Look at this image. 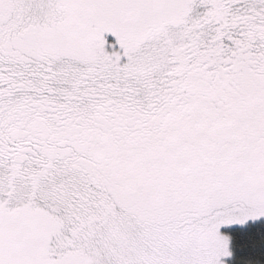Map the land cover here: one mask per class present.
Segmentation results:
<instances>
[{
    "label": "snow or ice",
    "instance_id": "obj_1",
    "mask_svg": "<svg viewBox=\"0 0 264 264\" xmlns=\"http://www.w3.org/2000/svg\"><path fill=\"white\" fill-rule=\"evenodd\" d=\"M0 264H264V0H0Z\"/></svg>",
    "mask_w": 264,
    "mask_h": 264
}]
</instances>
